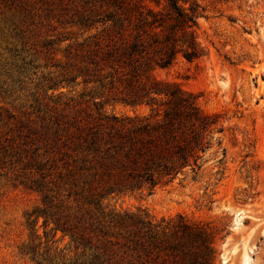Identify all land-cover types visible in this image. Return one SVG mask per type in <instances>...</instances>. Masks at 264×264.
Masks as SVG:
<instances>
[{
	"label": "trees",
	"instance_id": "16d2710c",
	"mask_svg": "<svg viewBox=\"0 0 264 264\" xmlns=\"http://www.w3.org/2000/svg\"><path fill=\"white\" fill-rule=\"evenodd\" d=\"M0 5L17 39L11 51L25 65L44 59L52 68L50 86L76 93L36 118L0 109V161L15 157L21 184L43 204L33 229L43 217L45 232L50 226L69 235L81 251L70 264H218L211 224L182 214L156 220L141 210L106 211L102 201L206 177L208 189L225 176L221 115L204 111L194 92L157 76L180 56L193 62L207 54L198 38L202 0ZM108 99L145 106L148 113L109 115L101 107Z\"/></svg>",
	"mask_w": 264,
	"mask_h": 264
},
{
	"label": "rangeland",
	"instance_id": "374dc122",
	"mask_svg": "<svg viewBox=\"0 0 264 264\" xmlns=\"http://www.w3.org/2000/svg\"><path fill=\"white\" fill-rule=\"evenodd\" d=\"M202 3L206 10L197 19L198 38L207 54L193 62L180 56L171 67L159 69L157 76L194 92L204 111L221 115L227 150L224 178L208 189L206 177L185 186H158L152 193L107 195L102 201L106 211L141 210L156 220L182 214L192 222L211 224L218 232V264H246L248 257L251 264H264V0ZM4 9L0 5V109L8 108L18 118H36L76 93L50 86L46 77L52 68L44 59L25 65L11 51L17 39ZM101 107L109 115L148 113L145 106L112 99L103 100ZM4 160L0 161V264L74 262L81 251L69 235L55 234L50 226L45 232L43 217L33 229L36 212L43 207L41 197L21 184L22 170L15 157Z\"/></svg>",
	"mask_w": 264,
	"mask_h": 264
},
{
	"label": "bare ground",
	"instance_id": "6f19581e",
	"mask_svg": "<svg viewBox=\"0 0 264 264\" xmlns=\"http://www.w3.org/2000/svg\"><path fill=\"white\" fill-rule=\"evenodd\" d=\"M246 264H251V261H250V258L248 257V258H246Z\"/></svg>",
	"mask_w": 264,
	"mask_h": 264
}]
</instances>
